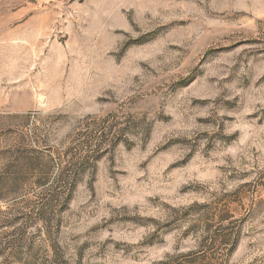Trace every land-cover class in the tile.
I'll return each mask as SVG.
<instances>
[{"label":"rangeland","instance_id":"rangeland-1","mask_svg":"<svg viewBox=\"0 0 264 264\" xmlns=\"http://www.w3.org/2000/svg\"><path fill=\"white\" fill-rule=\"evenodd\" d=\"M0 264H264V0H0Z\"/></svg>","mask_w":264,"mask_h":264}]
</instances>
